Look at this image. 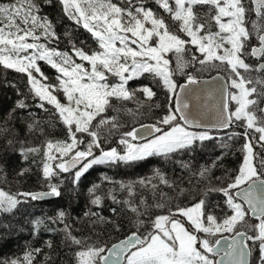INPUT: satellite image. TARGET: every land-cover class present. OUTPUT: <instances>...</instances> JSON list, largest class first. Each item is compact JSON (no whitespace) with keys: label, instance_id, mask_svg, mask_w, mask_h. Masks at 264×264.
I'll use <instances>...</instances> for the list:
<instances>
[{"label":"snow or ice","instance_id":"6c2138e0","mask_svg":"<svg viewBox=\"0 0 264 264\" xmlns=\"http://www.w3.org/2000/svg\"><path fill=\"white\" fill-rule=\"evenodd\" d=\"M153 3L155 10L148 0L0 3V68L26 77L28 93H21L6 78L3 82L16 88L18 95L31 96L35 106L50 112L64 129L63 139L45 138L42 145L21 150L25 160L30 154L41 157L40 183L45 190L10 193L0 189V212L13 213L29 201L61 197L62 174H70L75 187L95 165H132L150 157L169 158L212 140L208 131L197 130L209 126L202 125L188 111L187 99L199 97L187 85L198 83L199 72L215 69L225 73L220 79L226 81V101L215 113V123L210 127L242 128L243 132H233L228 140L244 139L238 149V167L215 177L219 186H212L210 179L216 161L193 173L207 181L208 186L186 206H172L164 200L149 204L142 195L137 204V184L151 191L154 198L157 196L158 184L152 179L115 182L118 188L110 189L107 197L113 203H122L135 215L136 231L110 247L73 235L66 222L68 213L63 210L48 219L62 224L65 238L78 246L75 264H264V0ZM56 4L64 18L89 34L96 48H90L85 41L77 42L71 30L63 33L70 50L51 46L61 35L57 22L44 14L43 8ZM252 15L255 19H250ZM253 38L256 44L251 43ZM249 59L256 63H249ZM41 62L55 71L54 78L45 74ZM145 74L164 90L163 105L153 100L157 93L151 87H128ZM176 75L184 76L187 84L179 85ZM178 90L184 96L176 95ZM127 101L137 105L135 111L126 109L134 117L144 115V108L149 113L161 110V115L155 123H141L121 131L125 125L119 123L118 116L105 114L109 110L120 113L122 109L117 104ZM28 106L25 99L16 104L18 109ZM37 126L35 121L27 125L30 132ZM39 131L43 133L44 129ZM116 135L117 147L105 150L103 144ZM139 140L145 142L134 143ZM219 146L230 148L227 142ZM181 166L189 167L183 163ZM29 171L24 168L18 175ZM154 176L159 184L173 187L159 169ZM99 188L98 184L89 188L94 206L103 203L104 197L97 194ZM116 191H125L127 197L118 200L113 194ZM180 191L183 193L184 189ZM213 193L222 196L223 207L219 202L209 204ZM159 195L163 198L166 194L159 191ZM150 208L165 214H155L147 221L141 219ZM216 209H220L221 215L216 214ZM32 223L36 231L44 221L36 219ZM115 227L120 230L118 224ZM40 251L31 249L22 258L0 260V264H34V253ZM254 253L258 255L254 257ZM217 256L219 259H215Z\"/></svg>","mask_w":264,"mask_h":264},{"label":"trees","instance_id":"16d2710c","mask_svg":"<svg viewBox=\"0 0 264 264\" xmlns=\"http://www.w3.org/2000/svg\"><path fill=\"white\" fill-rule=\"evenodd\" d=\"M10 2L12 0H0V3ZM149 3L155 10L157 6L152 0ZM204 10L201 9V11ZM43 12L57 22V32L61 35V39L54 42L51 45L52 47H57L59 50H70L63 33L66 30H71L77 42L85 41L90 48H96L95 43L85 30L76 28L62 16L58 4L54 7H44ZM41 66L45 74L54 78L56 74L50 66L43 64V62H41ZM218 72L223 73L215 69H206L197 75L198 77H208ZM5 78L16 84L21 93H28L26 77L12 70L0 68V189L10 193L45 190L40 183L41 157L30 154L28 159L25 160L21 150L42 145L45 138L63 139V126L51 116L50 112L38 109L31 96L18 95L16 88L7 86L3 82ZM175 79L178 84L187 81L181 75H176ZM140 85H147L157 93L153 98L154 101L161 103V105L166 102L164 90L149 74L130 82L128 87L131 89ZM137 95L143 98L141 94L138 93ZM19 99H25L29 106L25 109L16 108ZM114 103L116 102L114 101ZM117 106L122 109L120 113L109 110L105 115L109 117L118 116L119 123L125 125L121 131L130 130L131 127L141 123H155L156 118L161 115V110H154L149 113L147 108L141 109L144 113L142 116L134 117L128 114L126 109L136 110L137 105L134 101L122 102ZM47 107L51 109V106ZM14 108L16 110L13 112ZM34 121L37 122L38 126L30 132L27 125ZM39 128L44 129L43 133L39 131ZM233 132L240 133L243 132V129L231 127L227 132L209 131V134H212V140L196 146L193 151L177 152L169 158L150 157L145 161L132 165L122 163L95 165L92 169H89V172L81 178L75 187L71 184L70 174H62L61 178L64 179V183L61 197H54L41 203L29 201L20 205L13 213L0 212V260L22 258L25 251L39 248L41 251L34 253V264H75L74 253L78 250V246L72 245L65 238V234L61 231L62 224H53L48 219L49 217H55L60 210L68 213L66 222L71 225L73 235L81 239L90 238L89 242L96 244L103 243L110 246L132 231H136L133 226L135 215L122 203H113L107 197V192L110 189L118 188V184L115 182L127 183L140 179H152L154 183L158 184V193L155 198L151 191L141 188L137 184L135 189L137 195L134 198L137 204L142 195L149 204L164 200L172 206L177 204L181 206L188 205L193 202V198L198 197L200 192L208 186L207 181L202 180L193 173L198 172L201 167H211L212 162L216 161L217 166L212 168L210 179L212 186H219V181L215 180V177H222L226 169L238 167L241 160L238 149L244 143V139L236 137L234 140H228V136ZM118 138V135L113 136L107 143H104V149L117 147L116 141ZM9 141H12V144H9ZM225 142L230 145L229 149H222L219 146ZM96 152L98 155L99 150H96ZM222 153L223 155H221ZM217 157H220V159L217 160ZM182 163L188 164L189 167L183 168ZM220 165H223V167ZM24 168H28L30 171L23 176L18 175ZM157 169L173 183L172 188L159 184L154 176ZM105 177L108 179H105ZM94 184L100 186L97 194L104 197L101 206H94L90 202L89 188ZM181 189H184L183 193H181ZM159 191H163L166 195L161 198ZM113 194L121 201L127 197L125 191H116ZM208 202L210 205L219 202L223 207V198L216 193L209 196ZM112 209H117V211L113 212ZM88 212H95L97 215L86 216L85 213ZM155 214L165 213L159 209L150 208L148 215L141 217V219L147 221L150 216L154 217ZM216 214L221 215L220 209H216ZM36 219H41L44 223L40 225L38 230L34 231L32 222ZM117 224L120 226L119 231L115 227ZM141 231H144V229H141ZM49 244H51V247H48Z\"/></svg>","mask_w":264,"mask_h":264},{"label":"water","instance_id":"95a60500","mask_svg":"<svg viewBox=\"0 0 264 264\" xmlns=\"http://www.w3.org/2000/svg\"><path fill=\"white\" fill-rule=\"evenodd\" d=\"M220 77H224V76L221 73H216L208 77H198L197 84L187 85L189 89H195L196 95L199 97L198 99H187L189 105L188 108L189 113L192 114L195 119L199 120L202 125L209 126L207 128L202 127L201 129H197V130L226 132L231 129V127L228 129H217L210 127L213 123H215L214 120L215 113L220 109L221 105L226 101V93L223 90L226 87V81L220 79ZM186 84L187 81L179 85H186ZM176 95L184 96V93H181L178 90ZM144 124H151V123H144ZM139 125L135 127H139ZM150 138L151 137H148L146 139H150ZM143 141L145 140H139L135 142L141 143ZM38 191H43V190H38ZM53 198L54 197H50L43 201H34V202L41 203L51 200ZM125 237H123L122 239H124ZM119 240L114 243L119 242ZM224 243L225 242L221 240V244L223 245ZM105 255H107V252L105 253ZM215 259H219V257L217 256L215 257Z\"/></svg>","mask_w":264,"mask_h":264},{"label":"rangeland","instance_id":"374dc122","mask_svg":"<svg viewBox=\"0 0 264 264\" xmlns=\"http://www.w3.org/2000/svg\"><path fill=\"white\" fill-rule=\"evenodd\" d=\"M149 1H150V0H148V5L150 6ZM150 7H151V6H150ZM250 19H255V16L252 15V16L250 17ZM251 43H252V44H256V43H257V41L255 40V38H253V40L251 41ZM248 62H249V63H253V64L256 63V62H255L254 60H252V59H249ZM174 66H175V62H173V67H174ZM222 74L225 76V73H222ZM177 76H179V75H177ZM210 135L212 136V134H210ZM143 142H145V141H143ZM224 235H230V234L225 233ZM257 255H258V253H255V256H257ZM255 256H254V257H255Z\"/></svg>","mask_w":264,"mask_h":264}]
</instances>
